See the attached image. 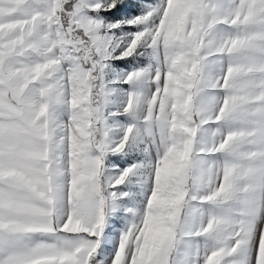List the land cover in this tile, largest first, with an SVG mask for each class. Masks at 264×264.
<instances>
[{
    "label": "snow or ice",
    "instance_id": "obj_1",
    "mask_svg": "<svg viewBox=\"0 0 264 264\" xmlns=\"http://www.w3.org/2000/svg\"><path fill=\"white\" fill-rule=\"evenodd\" d=\"M0 264H264V0H0Z\"/></svg>",
    "mask_w": 264,
    "mask_h": 264
}]
</instances>
